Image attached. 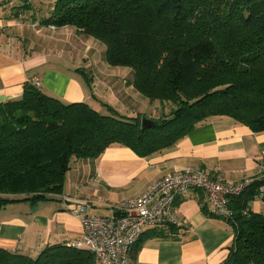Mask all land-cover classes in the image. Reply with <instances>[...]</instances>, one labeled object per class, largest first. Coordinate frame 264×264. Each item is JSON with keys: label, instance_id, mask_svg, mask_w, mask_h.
Returning <instances> with one entry per match:
<instances>
[{"label": "trees", "instance_id": "16d2710c", "mask_svg": "<svg viewBox=\"0 0 264 264\" xmlns=\"http://www.w3.org/2000/svg\"><path fill=\"white\" fill-rule=\"evenodd\" d=\"M43 23L75 26L105 44L108 65L132 68V86L171 109L143 128V114L108 103L103 113L27 84L20 98L0 104V208L58 198L74 159H97L112 146L149 157L210 118L264 131V0H57ZM263 189L264 169L229 197L235 236L223 264H264V214L248 207ZM178 228L163 223L152 231L167 237ZM0 264L96 259L88 249L55 244L36 257L0 249Z\"/></svg>", "mask_w": 264, "mask_h": 264}, {"label": "crops", "instance_id": "0c3cea01", "mask_svg": "<svg viewBox=\"0 0 264 264\" xmlns=\"http://www.w3.org/2000/svg\"><path fill=\"white\" fill-rule=\"evenodd\" d=\"M56 2L0 0V104L20 98L38 78L41 89L68 103L85 101L100 111L108 103L126 115L149 111L150 101L131 84V70L107 64L105 44L75 26L43 23ZM187 168L203 169L229 185L255 178L264 169V131L229 117L210 118L149 157L112 146L97 159H74L58 198L0 208V249L36 257L48 246L70 245L82 238L83 227L68 206L90 201L89 214L112 216L153 182ZM248 207L264 214V199L255 198ZM174 214L177 234L165 237L147 229L132 264H223L235 233L231 222L214 213L205 192L187 191L176 200Z\"/></svg>", "mask_w": 264, "mask_h": 264}, {"label": "built area", "instance_id": "2783aa9c", "mask_svg": "<svg viewBox=\"0 0 264 264\" xmlns=\"http://www.w3.org/2000/svg\"><path fill=\"white\" fill-rule=\"evenodd\" d=\"M35 84L40 86L39 79ZM253 178L237 184H225L203 169H183L158 179L139 196L127 199L118 214L98 216L89 214L90 201L68 206L73 215L79 217L83 227L82 238L70 245L88 249L99 264H132V253L147 229L163 223L178 225L174 214L176 200L190 189L205 192L214 213L228 221L234 212L229 197L239 195L252 183ZM260 197H264V189ZM64 201L67 196L63 197Z\"/></svg>", "mask_w": 264, "mask_h": 264}, {"label": "rangeland", "instance_id": "374dc122", "mask_svg": "<svg viewBox=\"0 0 264 264\" xmlns=\"http://www.w3.org/2000/svg\"><path fill=\"white\" fill-rule=\"evenodd\" d=\"M97 40V39H96ZM99 41V40H98ZM102 43V42H101ZM120 67H124L125 69H128V70H131V73H133V70H132V68H130V67H125V66H120ZM130 74V73H129ZM125 78L127 79V78H129V75L126 73V75H125ZM99 103V102H98ZM150 104H148L149 106V111H148V109H144V115H143V117H149V118H154V119H158L160 116H162V115H164V114H166L167 112H169L170 111V109H171V106L169 105V104H167V105H164V104H161V103H159L158 101L157 102H149ZM152 103V104H151ZM100 104V103H99ZM93 105V104H92ZM151 105V106H150ZM155 105H157V107L156 108H154V106ZM94 106V105H93ZM97 106V105H96ZM95 107V106H94ZM147 107V108H148ZM101 112H103V113H106L107 111L105 110V109H103V111H101ZM152 116H154V117H152ZM142 117V118H143ZM141 121H142V119H141Z\"/></svg>", "mask_w": 264, "mask_h": 264}, {"label": "water", "instance_id": "95a60500", "mask_svg": "<svg viewBox=\"0 0 264 264\" xmlns=\"http://www.w3.org/2000/svg\"><path fill=\"white\" fill-rule=\"evenodd\" d=\"M158 124L157 121L154 119H151L149 117H143L142 118V126L143 128H152Z\"/></svg>", "mask_w": 264, "mask_h": 264}]
</instances>
